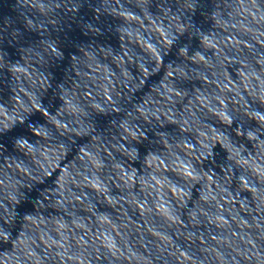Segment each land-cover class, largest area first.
Here are the masks:
<instances>
[{"label": "clouds", "instance_id": "clouds-1", "mask_svg": "<svg viewBox=\"0 0 264 264\" xmlns=\"http://www.w3.org/2000/svg\"><path fill=\"white\" fill-rule=\"evenodd\" d=\"M0 264H264V0H0Z\"/></svg>", "mask_w": 264, "mask_h": 264}]
</instances>
